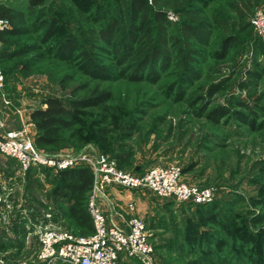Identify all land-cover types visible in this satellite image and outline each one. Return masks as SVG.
<instances>
[{"label":"rangeland","instance_id":"374dc122","mask_svg":"<svg viewBox=\"0 0 264 264\" xmlns=\"http://www.w3.org/2000/svg\"><path fill=\"white\" fill-rule=\"evenodd\" d=\"M27 1L0 0V5L25 13ZM44 1L39 10L48 20L52 16L57 20L50 39L42 41L41 35L19 27L20 33L0 40V136L22 130L32 136L29 111L41 106L48 95L68 100L90 96L95 88L108 91L115 114L107 144L88 141L79 149L66 147L48 157L120 153L128 155L124 168L131 172L175 164L183 170L184 181L213 188L215 213L222 223L204 221L192 206L169 203L150 191L124 190L134 199L136 214L146 223L153 252L145 262L121 258L119 264H264V130L254 131L245 123L224 119L214 124L197 115L195 109L201 101L191 107L185 98L192 92L195 98L206 97V84L199 80L185 85L180 97L172 69L156 82L127 80L116 61V47L106 46L95 54L96 64L105 72L103 77L79 65V50L72 60L55 56L57 44L70 34L84 47L87 20L106 23L116 18L117 4L114 0ZM205 1V11L230 26L236 52L233 61L228 55L217 65L222 68V77H231L233 87L223 96L204 101L209 103L207 109L219 104L232 106L230 94L246 97L249 90H239L236 82L246 78L245 69L252 68L255 62L264 63V52L254 43L257 34L251 26L245 31L233 27L236 18L226 0ZM79 9L86 20L78 16ZM258 11L264 12V0L254 4L245 21L249 22ZM167 15L177 27L180 16L171 11ZM221 37L214 29L211 45L204 53L205 61L196 66L203 68L210 62ZM22 47L19 57L2 56L4 51ZM263 89L264 78L260 83V90ZM92 118L86 114V123ZM133 119L135 127L130 129L128 123ZM55 175L56 168L47 165L23 171L15 159L0 154V264H41L37 260V235L45 227L80 233L73 220L66 217L65 202L52 194ZM194 224L197 237L188 239L187 230H192Z\"/></svg>","mask_w":264,"mask_h":264},{"label":"trees","instance_id":"16d2710c","mask_svg":"<svg viewBox=\"0 0 264 264\" xmlns=\"http://www.w3.org/2000/svg\"><path fill=\"white\" fill-rule=\"evenodd\" d=\"M114 1L118 10L116 18L113 17L106 23H101L98 19L94 22L87 20L84 47L76 36L70 34L57 44L55 56L72 60L74 52L79 50V54H76L82 62H79V65L103 77L105 72L96 64L95 54L106 46L116 47V61L121 64V72L127 80L156 82L161 79L163 73L172 69L177 76L174 84L180 97L184 95L185 85H191L199 80L206 84L204 89L206 97L199 95L195 98L192 92L185 98V102L191 107L201 101V105L195 109L197 115L204 116L214 124H219L224 119L245 123L254 131L264 130V89L260 90V83L264 78L262 62H255L252 68L245 69L246 78L238 80L235 84L241 91L249 89L246 97L230 94L229 101L232 106L219 104L207 109L209 103L204 100L216 95L223 96L234 85L230 76L222 77V68L217 65L224 62L228 55H231L229 58L231 61L234 60L236 39L231 34L227 22L217 16H210L205 11L207 3L205 0ZM261 1L226 0L236 18L233 27L241 31L248 29L251 26L250 20L245 21L248 12L252 10L254 4ZM44 4V0H28L25 13L7 5H0V19L8 23L6 27L0 29V40L3 36L20 33L19 27H23L24 31L41 35L42 41L50 39L54 35L57 20L56 16L48 20L43 10H39ZM168 11L180 16L177 27L168 18ZM77 14L86 20L81 9ZM214 29L222 36L220 44L211 53L209 63L204 64L203 68L196 66L205 61L204 53L211 45ZM254 43L259 51L264 52L263 42L258 36ZM23 48L4 51L2 56L7 59L19 57ZM91 92L90 96L68 100L48 95L43 98L41 106L29 111L34 128L31 138L38 151L41 150L47 156H51L66 147L79 149L88 141L107 144L109 125L115 114L110 106L112 96L108 91H98L96 88ZM86 114L93 116L87 123ZM128 124L129 128L133 129L135 120H130ZM108 156L116 161L118 168L126 170L124 164L128 155L116 153ZM34 168L40 166H31L28 170ZM145 170L132 173L142 174ZM181 173L183 175L182 169ZM55 176L52 190L54 198L65 202L66 217L73 220L76 230L80 232L78 235L90 234L92 224L87 201L93 181L91 169L84 163H77L71 167L56 169ZM117 189L126 190L120 187ZM170 202L172 201L169 200ZM213 204L211 201L206 204L188 205L195 208L200 219L216 225L222 224ZM230 216L226 217L230 219ZM191 229L193 231L188 229L186 233L188 239L196 238L198 234L196 224L192 225ZM68 232L77 235L72 231ZM4 249L2 246L1 250Z\"/></svg>","mask_w":264,"mask_h":264},{"label":"built area","instance_id":"2783aa9c","mask_svg":"<svg viewBox=\"0 0 264 264\" xmlns=\"http://www.w3.org/2000/svg\"><path fill=\"white\" fill-rule=\"evenodd\" d=\"M250 23L264 45V12L254 13ZM6 24V20L0 19V27ZM0 154L15 159L23 171L31 166L44 165L63 169L77 163L86 164L92 171L93 181L87 201L92 232L75 235L50 227L39 230L37 260L41 264H119L121 258L141 262L150 258L153 245L144 220L136 214L134 199L126 201L129 217L125 220V226H119L106 213L105 208L114 211V202L107 196L109 188L148 190L159 198L181 205L206 204L214 198L212 187L184 181L181 168L175 164L157 165L142 174H135L118 168L116 161L103 153H80L54 159L36 149L26 130L6 132L0 138Z\"/></svg>","mask_w":264,"mask_h":264},{"label":"crops","instance_id":"0c3cea01","mask_svg":"<svg viewBox=\"0 0 264 264\" xmlns=\"http://www.w3.org/2000/svg\"><path fill=\"white\" fill-rule=\"evenodd\" d=\"M124 190L117 188H109L107 190L108 199L114 202V211H111L110 208H105L107 215L119 226H125V220L129 217V212L125 208L126 201L132 199L129 195L123 193ZM107 207V206H106Z\"/></svg>","mask_w":264,"mask_h":264}]
</instances>
